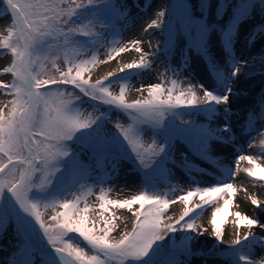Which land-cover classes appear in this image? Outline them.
Instances as JSON below:
<instances>
[{
    "label": "snow or ice",
    "instance_id": "snow-or-ice-1",
    "mask_svg": "<svg viewBox=\"0 0 264 264\" xmlns=\"http://www.w3.org/2000/svg\"><path fill=\"white\" fill-rule=\"evenodd\" d=\"M0 4L4 6L0 8V18L10 20L7 34L0 35V50L11 54V63L2 72L12 77L10 83L0 81V90L12 97L0 107V236L11 231L17 240L6 264H191L195 256L204 257L205 264L217 256H224L228 264H264V256L253 258L256 245L264 252V237H257L252 231L264 228L256 214L231 213L235 217L236 237L226 249L193 247L198 237L208 231L197 225L196 210L221 199L223 206L212 212L210 224L216 243L224 242L221 225L237 191L230 182L236 171L224 167L215 186L196 187L177 197L184 207L178 218L167 216L170 222L165 216L176 200L157 194L159 179L170 175L169 163L189 175L197 170L189 152L208 160L221 149L236 148L244 136L249 137V147L252 146L251 134L258 131L255 124H264V84L258 90L255 105L240 113L233 111L231 98L242 95L234 87L240 77L254 79L259 75L264 79V52L243 59L234 54V46L245 23L249 25L246 47L254 46L258 36L264 37V0H217L211 5L209 0H199L198 4L191 0H166L154 18L142 26L149 36L155 34L149 29L159 30L160 40L155 45L149 40V51L142 47V39L131 40V47L117 44L108 53L109 60L114 58L113 53L130 50L140 54L139 60L125 63L118 71H109L94 81L90 65L97 62L96 54L90 59L80 58L78 50L85 45L95 48L108 34L119 35L117 25L123 26L129 20L127 3L0 0ZM210 7L215 9L214 21L209 19ZM97 26L104 31H94ZM217 33L224 53L219 57L213 54ZM79 37L87 39L81 41ZM178 46L179 62L176 68L167 66V71L179 77L190 70L195 52L208 68V86L189 82L182 87L173 79L167 88L161 83L148 85L147 97L129 102L126 82L130 74L139 78L151 70L154 58L173 57ZM58 51L65 53L63 70L55 63L60 58ZM45 62L57 68V76H46ZM114 81L121 82L118 94L109 87ZM64 86H71L73 91ZM88 101L96 103L91 104L94 111L85 114L79 105ZM101 105L107 106L105 111H100ZM111 112L127 114L130 122L115 121L116 131H112L107 127ZM201 114L208 123L194 119L176 122L182 115ZM233 116L237 117L235 125ZM218 119L222 122L212 127ZM179 141L188 146V152L181 153L177 165L173 153ZM261 147L264 148V141ZM84 155L88 163L82 160ZM257 160L253 155L238 154L236 168L248 177L264 181V166ZM241 161L251 167L240 169ZM123 162H130L142 172L143 186L148 191L124 200L105 199L101 194L98 215L102 226L90 219L87 205L79 208L78 200L56 199L90 171L98 172L103 183L104 177L118 174ZM194 197L202 203H190ZM248 198L264 216V201L255 196ZM57 205L62 210L46 222L41 207ZM133 205L139 207L134 209ZM111 208L127 209L134 218L131 229L121 232L119 238L111 235L118 227V217ZM241 227L247 230L241 233ZM177 233L180 235L175 236ZM69 234H76L77 240Z\"/></svg>",
    "mask_w": 264,
    "mask_h": 264
},
{
    "label": "rangeland",
    "instance_id": "rangeland-1",
    "mask_svg": "<svg viewBox=\"0 0 264 264\" xmlns=\"http://www.w3.org/2000/svg\"><path fill=\"white\" fill-rule=\"evenodd\" d=\"M143 1H144V4L142 2V10H144L143 12H146V13L142 17L141 21H143V25H145L148 23L149 19L154 18L156 11L160 10L163 7L166 0H149V2H150L149 4H147V0H143ZM77 2H79V0H77ZM122 2L127 3L129 5L128 11L130 12L132 5H134L133 4L134 0H122ZM140 2H141V0H138L139 7L141 4ZM191 2L198 4L199 0H191ZM216 2H217V0H209L210 5L215 4ZM145 5H148V8H143V7H145ZM155 6H158L157 10L154 9ZM3 7L4 6L2 4H0V8H3ZM139 7H137V8H139ZM226 15H228V13H226ZM209 19L213 20V21L216 19L215 9L211 8V7L209 8ZM224 22L227 23V20H225ZM9 23H10L9 18L5 17L4 35L7 34L6 28H7V26H9ZM253 23H255V21ZM117 29L119 30V33H120L119 35L108 34L106 39H103L99 44L96 45L95 48H92L90 46L85 45L78 50L80 53V58L90 59L93 53H95L97 56V62L93 65H90V75H91V78L93 81L98 80V79H102L106 75V74L101 73L98 76H95V73L97 71H101L102 68H104V66H107L110 64H112L114 67L119 66L120 60L119 61L118 60L113 61V58L110 60L108 59V53L112 50V48L116 47L117 44H119V46L127 45V46L131 47L129 45L128 38H129V35H131V33H132L131 31H133V29H134L133 22L128 20L127 23L124 24L123 26L117 25ZM248 29H249V25L247 23H245L240 28V34L237 38L236 44L238 43L239 40L243 41L245 52L248 51V52L254 54L255 57H258V55L261 52H264V37L258 36L254 46H252L251 48H248L245 46V35H246ZM94 31H104V30L101 29L99 26H97V28ZM149 32H154L155 34L152 36H149L148 34H146L142 31V27H141V32L138 36V39H142L144 41V43L142 44V47L144 48L145 51H149V49H148V41L149 40H151L153 45H155L160 40L159 30L152 29ZM210 37H211V34H210ZM78 39L81 41H84L87 38L79 37ZM216 40H217V43L213 46V54L215 56H218V57L223 56L224 55L223 49L218 43V40H219V34L218 33L216 34ZM177 44L179 45V41H177ZM236 44H235V46H236ZM161 51H162V49H161ZM0 52L3 53L2 55H0V60L2 58H4L5 59L4 67L8 66L11 63V54L9 52H7L6 50H0ZM72 54L73 53H70L69 55L71 56ZM180 54H181L180 53V46H178L176 53L173 57L165 58L163 56H157L156 58H154V63L152 65L151 70L143 72L139 78H137L136 75L130 74L129 79L126 82V99L130 102V101L135 100V99H142V98L147 97V86L151 85V84L161 83L163 85V87H165V88L171 87V80H173V79H177L178 83L182 87H187V85L189 83V77L191 76L190 70H185L183 72V74L180 75L179 77L175 76L173 74V72L167 71V66H169V65L172 68H176V66L179 62V59H180ZM56 55H58L60 58L57 59L55 63L61 70H63L65 68V63H64L65 53L63 51H58L56 53ZM113 55H116V54L114 53ZM129 55H131V58H132L131 62L139 60L140 54L136 53L134 50H130V51L125 52L124 56H123V53L119 54V56L122 60L124 58L125 59L129 58ZM235 55L237 57H240L241 53H238ZM104 60H106L107 62L106 63H100L99 62V61H104ZM191 65L192 66L193 65H200V68L202 70L204 68H206V71L208 72V68L206 66L205 61L203 60V58L199 57L195 52L192 53ZM44 72H45L46 76H48V77L58 75L57 68L53 67L51 62H45ZM0 81H3L4 83H10L12 81L11 74H5L0 69ZM120 83H121L120 81H114L111 85H109L110 90L113 93L118 94L119 89H120ZM134 85H136L135 88L133 87ZM244 85H245V83H241V87L239 86L243 91H244ZM142 86H143V88H142ZM64 87H66L69 91H73L71 86H64ZM138 89H142V90L138 91ZM75 91L77 92V94H79L78 90H75ZM259 95L260 94H257V96H256L257 100L259 99ZM11 98L12 97L10 95H8L6 91L0 90V107H4L5 105H7L8 101ZM83 99L87 101V98H83ZM93 103H96V102L88 101L86 103L80 104L79 105L80 110L85 114L89 113V112H93L94 109L91 107V104H93ZM253 105L254 104H251L250 106H253ZM248 107H249L248 105H245L242 109L248 108ZM106 108H107V106L101 105L100 111H105ZM242 109L239 111V113L242 112ZM5 111H7V108H5ZM171 118L172 117H166V119H171ZM202 118L203 117L196 116V115H193V116L182 115L181 117L176 118V122L180 123L181 119H183V120L194 119V120H197V122H199V123H203L201 121ZM115 121H120L121 123H125V124L130 122L127 114L122 113V112L121 113L111 112L110 118H109L108 123H107V127L114 132L116 131V129L114 127ZM261 125L264 126V124H261L259 122H257L255 124V126H261ZM247 142H248V140L244 139L243 142H240L237 146L241 145L242 143H246L249 145V142L248 143ZM146 146L147 145H145V148H146ZM184 152H188V146L185 143H183L182 141L176 142V144L174 146L173 155H174V158L177 162V165L181 161V153H184ZM215 153H213L212 158L216 155ZM212 158L208 159V160L201 159L200 157H197V156H195L189 152V159L192 162V164L194 165V167L197 169L191 175H189L185 169H183L179 166H174L171 163H169V165L167 167L170 169V175L167 178L161 177L159 179L158 189H157V194L164 195L166 198L171 199V200H176V203L170 204V206H169L170 211L165 216L166 222H170V221H167V216H171L174 220V219L178 218V216L182 212L184 205H183V203H181L177 199V197L186 194L187 191H189V190L195 189L196 186H195L194 181L196 179V175H195L196 172H201V170L207 172L208 171L207 169H209L213 166L215 167V164H213L215 162L212 161ZM82 160H84L85 163H88V159H87L86 155L82 156ZM261 165L264 166V163H262ZM114 175H117V174L114 173ZM118 175L123 176L122 179H124V184H123L124 186H126L127 183H132V182L136 183V187L134 188L135 195H139L142 191H148L143 186L144 181H143L142 172L136 171L130 162L121 163V165L119 166ZM127 179H131V180H127ZM109 180L110 179H108V177H104V182L101 183L100 179H99V173L90 171L85 176V178H83L78 184H76L74 187L70 188L68 191H66L62 195L56 197V199L59 201H63L65 199L72 200V201L78 200L79 201V203H78L79 208H83L85 205H87V207L90 210L88 213V216L90 217V219L97 221L102 226V221H100V216L98 215V213L101 211L99 208L100 201L98 198L101 194L104 195L111 188V185L109 184L110 183ZM261 185H264V183L259 181L257 189L252 192V196H255L257 199L264 201V187H262ZM248 197H247V202L249 204H251V201ZM197 200L198 199L193 198V200L190 201V203L199 204ZM221 201H223V200L221 199L218 202H221ZM138 207H139V205H136L134 207V209L138 208ZM60 210H62V209H60L58 207V205L56 208L49 207L47 209H44L43 207H41V209H40V211L43 213V219L46 222H50L48 218L51 215L55 214V212L60 211ZM214 210L215 209L211 208V207L197 209L196 214L194 215V218L196 220L197 225H200V223H201V218L197 217L201 213H202V216L206 218V220L203 224L204 225L210 224L212 212ZM110 211L115 213V216L118 217V219H115V224L118 225V227H117L116 231L113 232L111 235L115 238H119V235L121 232L131 229V224H132V221L134 218L132 217L130 220L128 219V221L124 222L121 220V218L119 217V215L117 214V212L113 208H111ZM235 212H239V211H237V209H235L233 206L229 207L227 215H229L228 218L230 219V222L234 221L235 217L233 215H231V213H235ZM107 215L108 214L105 213V216H107ZM218 219H219V217H218ZM37 228H38V225H37ZM241 228H243V227H241ZM222 229H223L224 235L227 236L225 229L223 227H222ZM228 232H230V235H231L230 241L235 239L236 228H233L232 231H228ZM207 234L209 237H211L210 238L211 242H212V240L215 241V238L211 235V230H208ZM41 235H42V233H41ZM69 235L72 237L73 240H77L76 234H69ZM170 235H172V234H170ZM178 235H180V234L179 233L175 234V236H178ZM175 236H173V238H175ZM78 242L81 244L82 247H85L87 249V245L84 244V242L82 240H79ZM16 243H17L16 237L12 234L11 231L5 232L2 236H0V264H6V262L11 259L13 252H14V249H15V246H16ZM45 243H46V241H45ZM222 244H224V243H222ZM196 245H199V244L193 243L194 248L204 249V250H207L209 248L214 247L213 243H212V245L210 244L209 246H207L206 244L201 245L200 247L196 246ZM227 246H225V245L219 246L218 248L220 250H221V248H222V250H224ZM216 259L220 260V262L222 264H228V261L224 256L213 257V258H211L210 262L212 260L215 261ZM113 264H114V262H113ZM126 264H129V262H126ZM191 264H205V258L195 256L191 259Z\"/></svg>",
    "mask_w": 264,
    "mask_h": 264
},
{
    "label": "bare ground",
    "instance_id": "bare-ground-1",
    "mask_svg": "<svg viewBox=\"0 0 264 264\" xmlns=\"http://www.w3.org/2000/svg\"><path fill=\"white\" fill-rule=\"evenodd\" d=\"M142 2L144 4V1L141 0L140 7L137 8L136 5L138 4V0H134V5H132L131 10H130V15H129V21L133 22L134 29L131 31V35H129L128 41L130 42L131 40L138 39V36L141 32V27L143 25L142 17L145 15L146 12H143L142 10ZM149 0H147V4H149ZM158 6H155V10H157ZM143 8H148V7H143ZM157 12V11H156ZM150 22V19L149 21ZM4 24H5V17L0 18V35H4ZM143 26H146L143 25ZM152 29H149V31ZM147 34V33H146ZM155 37V36H154ZM130 45V44H129ZM127 46V45H125ZM149 49V48H148ZM241 53L240 58L243 59H248L251 57H255L254 54L250 52H245L244 49V44L243 41L239 40L238 43L235 46V54ZM114 54V53H113ZM125 52L123 53L124 56ZM122 56V57H123ZM113 61H119V66H113L112 64L104 66L101 71H97L95 73V76H98L99 74H107L109 71H118L119 68L123 66L125 63H130L131 62V55H129V58H124L123 60L120 58L118 55H113ZM116 57V58H115ZM199 64V63H198ZM5 65V59L2 58L0 60V69ZM205 70V71H204ZM190 73L191 76L189 77V82L192 84H198V83H203L205 86H208L209 84V74L206 71V68L203 70L200 68V65H191L190 68ZM241 83H245L244 85V91L240 88ZM262 84H264V79H262L259 75H257L254 79H248L245 77H240L238 85H234V87L238 88L242 95L240 98H237L236 96H233L232 99V108L234 112H238L245 106L248 105L250 106L251 104L256 103L258 101L256 99L257 94L259 93V89L262 87ZM136 85L133 87L135 88ZM240 86V87H239ZM197 92L202 95V92L199 90L197 87ZM202 118L203 123H208L206 116L204 114L199 115ZM237 117L233 116L232 118V123L233 125L236 124ZM222 122L221 120H215L212 122V127H215L217 123ZM258 131H253L251 134V144L252 146L249 147L248 144L242 143L239 146H236V148H226V149H221L219 152H216L215 156L212 158V161L215 163V167H211L207 169L208 171H201V172H196V179L194 181L196 187H208V186H215L216 183L218 182V179L222 176V170L224 167H229L231 170L236 171V176L230 180L234 184V187L237 188V191L233 194V202L231 206H233L237 211L247 214L249 216H252L256 214L258 218L261 219L262 222H264V216H260V214L255 210V208L247 202V197L252 196V192L257 189L258 187V182L254 178L248 177L246 173L243 171H238L236 168V157L238 154H245V155H253L254 157H258L257 162L262 164L264 163V148L261 147V141H264V126H255ZM244 139H247L249 142V137L244 136L243 139L240 140V142H243ZM247 142V143H248ZM245 167H251V165L248 164L247 161H241L239 163V168L243 169ZM122 175H112L109 180V184L111 185V188L109 191H107L104 196L105 199H112V200H124V199H130L131 196L135 195V190L134 188L136 187V183H127L126 186H124V179H122ZM122 179V180H121ZM131 180V179H127ZM264 183V181H261ZM195 187V188H196ZM195 199H198V203H202L198 197H194ZM227 198V194H225V199ZM223 200V199H222ZM224 201L221 202H214L210 205L205 206L204 208H217L223 206ZM136 205H133V208ZM230 206V207H231ZM119 217L121 218L122 221L126 222L128 219L130 220L132 218L131 213L127 209H118V208H113ZM204 214V213H203ZM201 215V216H200ZM198 218H201V223L200 225L204 228H207L208 230H211V225L206 224L204 225L203 223L205 222L206 218L202 216V213ZM229 215L227 213L224 214V223L221 225L224 229L225 232L227 233V236L224 235V244H217L216 241L212 242L210 241V238L205 232L203 235H200L198 237V240L195 243H198L199 245L196 246H201L206 244L209 246L210 244L219 247V246H227L230 242V232L232 231L233 228H236L235 224L233 222H230V219L228 218ZM247 229L241 228V233L246 231ZM254 235L257 237H264V228L256 227L252 229ZM227 248V247H226ZM225 248V249H226ZM222 250V248H221ZM261 256H264V252H262L261 248L259 245L255 246V255L254 259H259ZM210 264H222L220 260L216 259L215 261H211Z\"/></svg>",
    "mask_w": 264,
    "mask_h": 264
}]
</instances>
